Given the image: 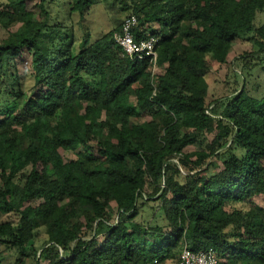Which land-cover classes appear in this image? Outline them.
<instances>
[{"label":"trees","instance_id":"1","mask_svg":"<svg viewBox=\"0 0 264 264\" xmlns=\"http://www.w3.org/2000/svg\"><path fill=\"white\" fill-rule=\"evenodd\" d=\"M100 1L0 0V28L18 25L0 42V264H177L184 246L264 264V97L239 73L208 103L206 77L239 41L264 77V0L115 1L135 42L159 39L154 76L112 40L125 17L92 42ZM145 202L161 224L135 222Z\"/></svg>","mask_w":264,"mask_h":264},{"label":"rangeland","instance_id":"2","mask_svg":"<svg viewBox=\"0 0 264 264\" xmlns=\"http://www.w3.org/2000/svg\"><path fill=\"white\" fill-rule=\"evenodd\" d=\"M121 0H101L96 8H92L89 13L84 17L83 25L89 30L92 37V42L95 41L101 34L106 33L114 29L117 24L126 16V13L122 14L117 10V4ZM75 25V32L77 36L82 35L80 26H78V20L76 17L73 19ZM264 23V13L257 16L256 25ZM18 28V25L8 29L7 31L0 28V42L7 38L8 34L13 33ZM252 47L246 42H237L232 50L229 52L227 61L221 68L209 71L207 74L208 84V103H213L223 93L225 84L232 85L235 74L245 77L246 88L249 94L255 98L264 97V77L257 71L246 74L241 65L235 62V59L241 56L243 53L251 52ZM30 60L27 54H24L16 61V72L18 76H27L30 74ZM26 87H31V81L25 77ZM155 84V83H154ZM199 148L196 146L189 147L185 152H196ZM74 159V154L66 153L64 155V161ZM220 163H216V167L212 170L209 169V175L213 172H217L220 169ZM255 204L260 207H264V196L257 198ZM10 218L3 217L0 219V223L8 222ZM135 222L143 225L161 224V212L157 202H145L142 206H139V216L135 219ZM40 239L36 240L34 247L38 250L43 246V231L41 230L39 235ZM179 254V249L175 252L176 257ZM166 264H176L175 262H168Z\"/></svg>","mask_w":264,"mask_h":264},{"label":"built area","instance_id":"3","mask_svg":"<svg viewBox=\"0 0 264 264\" xmlns=\"http://www.w3.org/2000/svg\"><path fill=\"white\" fill-rule=\"evenodd\" d=\"M135 25L136 19L134 16L125 17L121 22L119 31L112 35V40L128 58L137 61L148 59L152 64V76H154L156 63L154 46L159 39L147 36L145 39L135 42L131 32ZM177 264H218V259L212 249L190 252L184 246L180 251Z\"/></svg>","mask_w":264,"mask_h":264}]
</instances>
